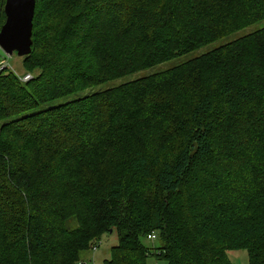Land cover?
<instances>
[{
	"label": "trees",
	"instance_id": "1",
	"mask_svg": "<svg viewBox=\"0 0 264 264\" xmlns=\"http://www.w3.org/2000/svg\"><path fill=\"white\" fill-rule=\"evenodd\" d=\"M263 19L264 0H36L31 39L35 26L44 27L41 42L51 38L33 55L44 69L30 88L38 100L172 67L50 109L66 131L56 133L70 136L53 164L30 161L54 136L48 112L24 118L31 130L22 142L21 131L0 126L9 184L0 189V264H74L111 229L119 245L103 264H146L142 239L151 233L167 264H232L230 250L264 264V166L256 163L264 159V26L184 61ZM5 72L0 94L13 84ZM107 151L113 157L99 170ZM79 163L91 166V179L77 176Z\"/></svg>",
	"mask_w": 264,
	"mask_h": 264
},
{
	"label": "rangeland",
	"instance_id": "2",
	"mask_svg": "<svg viewBox=\"0 0 264 264\" xmlns=\"http://www.w3.org/2000/svg\"><path fill=\"white\" fill-rule=\"evenodd\" d=\"M128 1L134 3L136 0ZM4 4L5 0H0V27L5 21ZM56 22L57 21L54 20L46 25H51L52 23ZM262 26H264V19L251 26L214 37L211 39V41H207L205 44L200 46L197 50H195V52L186 55L184 57V61L193 59L206 53H216L219 51L218 48H220L222 45H225ZM42 28L44 27L35 26L33 30L34 36L31 49L32 56L27 62L26 56H19L15 52L11 55H7L0 49V71L2 69H6L5 75L9 74V77L13 80L12 86L0 94V126H2V124L8 123L13 129L21 131L22 135L19 138V141L22 142L25 139L27 132L31 130L27 120H24V118L33 112L38 114L48 112L47 115H43V117L46 119L44 120V126L49 132H55L53 134L54 136L51 135L46 137L42 141L38 142L33 148L30 161L31 164L37 166L53 164L57 159L59 152L65 146V143H68L70 138V136L67 134H65L67 136V138H65L62 135L56 133L59 130L64 132L66 131L60 125L57 111L50 109H55L53 107L59 105L62 102L83 97L86 94L90 95L94 92L109 90L128 80L142 78L155 73H162L166 69L172 67V62L159 63L148 68L140 69L136 73L124 76L119 79L90 85L84 91H79L49 102L41 101L38 100L35 95L30 93V88L37 86L36 82H38V76L44 72V69L40 67L42 61L37 60L39 58L36 59L33 56L35 50L41 55V52H46L48 50L47 47L51 45V38L48 33V38L44 42H41L42 39H40L38 30ZM158 93L159 91L155 90L153 93L148 94L144 101H150L151 99L155 98ZM111 156L113 157L109 151L103 153L98 162L99 170L104 168V166L112 159ZM256 163L263 167L264 159H257ZM89 168L91 169V166H87L84 163L77 164V176L83 180L91 179L94 176V173L90 172L88 170ZM5 185L8 189L9 184L7 181H5L3 170L0 165V189L2 190L4 187H6ZM13 191L14 190L11 189L12 193ZM10 195L12 196V194ZM15 201L16 203H12V207L17 206L18 213L19 211L21 212L20 214H17L21 216L23 213V206H21L16 199ZM68 226H75L74 219H70L68 221ZM157 238L158 237L156 236V239L146 237L142 239L144 245L150 249L146 258V264H167V261L162 256H158L159 253L157 251H154L160 242L159 239L157 240ZM118 241L119 236L116 229H111L108 231V233L106 232L102 234L99 239H96L87 250L80 251L74 264H103V261L109 258L112 247L119 245ZM116 253L117 252L115 251V254ZM228 257L232 264H249L247 252L245 250H230L228 251Z\"/></svg>",
	"mask_w": 264,
	"mask_h": 264
},
{
	"label": "water",
	"instance_id": "3",
	"mask_svg": "<svg viewBox=\"0 0 264 264\" xmlns=\"http://www.w3.org/2000/svg\"><path fill=\"white\" fill-rule=\"evenodd\" d=\"M36 0H5V21L0 27L3 53L26 56L31 52L32 25Z\"/></svg>",
	"mask_w": 264,
	"mask_h": 264
},
{
	"label": "built area",
	"instance_id": "4",
	"mask_svg": "<svg viewBox=\"0 0 264 264\" xmlns=\"http://www.w3.org/2000/svg\"><path fill=\"white\" fill-rule=\"evenodd\" d=\"M155 237H156V236H155L154 233H151V234L147 235V238H153V239H156Z\"/></svg>",
	"mask_w": 264,
	"mask_h": 264
}]
</instances>
